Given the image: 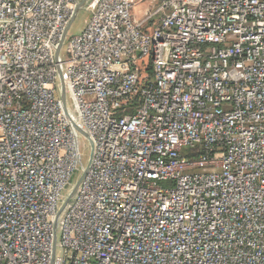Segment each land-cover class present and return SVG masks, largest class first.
<instances>
[{"label":"built area","instance_id":"2783aa9c","mask_svg":"<svg viewBox=\"0 0 264 264\" xmlns=\"http://www.w3.org/2000/svg\"><path fill=\"white\" fill-rule=\"evenodd\" d=\"M78 2L0 0V264H51L62 85L54 264H264V0H89L57 57Z\"/></svg>","mask_w":264,"mask_h":264},{"label":"rangeland","instance_id":"374dc122","mask_svg":"<svg viewBox=\"0 0 264 264\" xmlns=\"http://www.w3.org/2000/svg\"><path fill=\"white\" fill-rule=\"evenodd\" d=\"M160 5V0H136V5L131 9V14L136 15L137 18L142 19L144 18V12L146 8L154 9L157 6ZM92 15V11L89 10L87 7L83 8L79 14L77 15L76 19L70 26V29L68 31V40L64 43L62 54H66V50L68 48L69 39L72 36H75L85 28V26L88 24L90 18ZM148 27V26H147ZM151 33V32H150ZM67 103L70 105V107L75 108V100L72 95V93L68 90L66 94ZM79 136V134H78ZM82 145L79 147V151L81 152L79 155V162H78V168L77 171L74 173L72 181H77L80 174L84 171L87 162L89 161L91 152H92V146L90 141L85 138L84 136L80 138Z\"/></svg>","mask_w":264,"mask_h":264},{"label":"water","instance_id":"95a60500","mask_svg":"<svg viewBox=\"0 0 264 264\" xmlns=\"http://www.w3.org/2000/svg\"><path fill=\"white\" fill-rule=\"evenodd\" d=\"M88 2H89V0H79L78 4L76 5V7H75V9L73 11V14H72V16H71V18H70V20H69V22H68V24H67L64 32H63L62 38H61V40L59 42V46H58L57 51H56V56L57 57L59 55V52H60L61 47L63 46V43L65 41V38H66V36L68 34V31L70 29V26L72 25V23L76 19V17L79 14V12L83 8H86L87 7ZM59 72H60V76H61V78L63 80L62 72L61 71H59ZM61 100H62V103H63V107H64V110H65V113L67 114V116H68L71 124L73 125V127L82 136H84L85 138H87L90 141L91 146H92V152H91L89 161L87 162V165H86L84 171L80 174L78 180L73 185L72 189L70 190V192L66 196L64 202L62 203L61 207L59 208V210L57 212L56 219H55V223H54V251H53V257H52L51 264H54L55 263V260H54V256H55V244H56L57 226H58L59 218L62 215V213L64 212V210L66 209L67 205L70 203V201L76 195L78 189L80 188L81 184L84 182V180H85V178H86L89 170L91 169V166L93 164L94 155H95V148H96L95 141H94L93 137L89 134V132H87L84 128H82L80 125H78L77 123H75L73 121L72 117L70 116V114L68 112V108H67L66 90H65L64 85H62Z\"/></svg>","mask_w":264,"mask_h":264},{"label":"trees","instance_id":"16d2710c","mask_svg":"<svg viewBox=\"0 0 264 264\" xmlns=\"http://www.w3.org/2000/svg\"><path fill=\"white\" fill-rule=\"evenodd\" d=\"M194 152V151H193ZM197 152L196 153H193L191 156L194 157V156H197Z\"/></svg>","mask_w":264,"mask_h":264}]
</instances>
